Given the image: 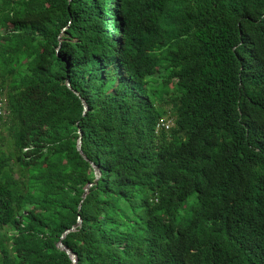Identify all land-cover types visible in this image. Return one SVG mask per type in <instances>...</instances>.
I'll return each mask as SVG.
<instances>
[{
	"label": "trees",
	"instance_id": "obj_1",
	"mask_svg": "<svg viewBox=\"0 0 264 264\" xmlns=\"http://www.w3.org/2000/svg\"><path fill=\"white\" fill-rule=\"evenodd\" d=\"M0 97V264H264V0H0Z\"/></svg>",
	"mask_w": 264,
	"mask_h": 264
},
{
	"label": "water",
	"instance_id": "obj_2",
	"mask_svg": "<svg viewBox=\"0 0 264 264\" xmlns=\"http://www.w3.org/2000/svg\"><path fill=\"white\" fill-rule=\"evenodd\" d=\"M67 86H68V88L70 89V84H69L68 82H67ZM74 93H75L77 96H79V94L76 93L75 91H74ZM83 108H84V111H85V112L88 110V108H87V106H86L85 104H83ZM76 150L78 151L79 155H80L85 161L89 162V160L87 159V157L84 155V153H83V151H82V135H81V133H79V137H78L77 144H76ZM89 165H90V167H91L92 170H93V173H94V180H93L92 183H89V184H87V185L84 187V191H83V194H82V197H81V202H80V204H79V206H78V209L80 208V205H81L82 201H83L84 198L86 197V195H87V193H88V190H89L93 185H95V184L97 183V181H98V179H99V177H100L99 170H98V168L94 165V163L89 162ZM80 224H81V219L78 218V219H77V223H76L75 225H73L70 229L66 230V231L63 233L61 239H63L68 233H70V232H74V231L80 226ZM57 247H58L61 251L65 252V253L69 256V258L71 259V262H72L71 264H77V258H76V255H75L70 249H68L67 247H65L61 241L57 244Z\"/></svg>",
	"mask_w": 264,
	"mask_h": 264
},
{
	"label": "built area",
	"instance_id": "obj_3",
	"mask_svg": "<svg viewBox=\"0 0 264 264\" xmlns=\"http://www.w3.org/2000/svg\"><path fill=\"white\" fill-rule=\"evenodd\" d=\"M5 104L3 99L0 97V120L5 116ZM160 126H164L165 129H168V124L164 121H160Z\"/></svg>",
	"mask_w": 264,
	"mask_h": 264
},
{
	"label": "rangeland",
	"instance_id": "obj_4",
	"mask_svg": "<svg viewBox=\"0 0 264 264\" xmlns=\"http://www.w3.org/2000/svg\"><path fill=\"white\" fill-rule=\"evenodd\" d=\"M167 124H168V126L170 125V123L169 122H166Z\"/></svg>",
	"mask_w": 264,
	"mask_h": 264
}]
</instances>
